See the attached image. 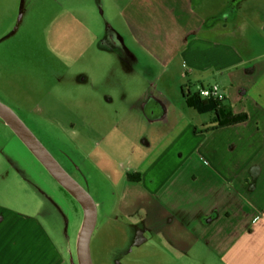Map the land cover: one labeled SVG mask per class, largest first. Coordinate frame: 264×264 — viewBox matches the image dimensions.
<instances>
[{
    "label": "crops",
    "instance_id": "crops-1",
    "mask_svg": "<svg viewBox=\"0 0 264 264\" xmlns=\"http://www.w3.org/2000/svg\"><path fill=\"white\" fill-rule=\"evenodd\" d=\"M120 17L125 29H112L108 49L132 64L105 62L125 107L109 132L125 121L134 135L124 161L95 160L115 197L103 220L122 218L129 240L159 244L175 260L264 264V0H125ZM213 84L222 110L247 113L245 122L210 129L214 114L186 104L183 86ZM107 138L95 147L108 150ZM12 194L14 205L0 201V264H66L67 234L63 250L41 201L22 205Z\"/></svg>",
    "mask_w": 264,
    "mask_h": 264
},
{
    "label": "rangeland",
    "instance_id": "rangeland-1",
    "mask_svg": "<svg viewBox=\"0 0 264 264\" xmlns=\"http://www.w3.org/2000/svg\"><path fill=\"white\" fill-rule=\"evenodd\" d=\"M124 3L0 0V100L21 117L93 199L102 202L100 220L90 240L93 264H217L193 254L175 260L159 244L145 246L129 240L122 218H102L104 206L109 208L115 197L109 194L111 180L102 175L95 160L124 161L132 144L130 133L134 135L126 129L125 121L123 130L109 132L122 119L125 107L117 102L119 90L105 79L113 68L105 62L118 61V66L121 61L131 62L122 49H108L112 29H125L120 17ZM134 69L141 71L137 66ZM169 70V75H175L178 66ZM84 120L92 131L83 128ZM85 133L89 134L88 154L77 148ZM105 133L111 143L108 150L102 145L95 147ZM18 140L0 118V201L14 205V190L22 194V205L31 199L32 205H37L39 199L63 250L66 243L62 236L66 233L70 240L66 264L77 263L82 209Z\"/></svg>",
    "mask_w": 264,
    "mask_h": 264
},
{
    "label": "water",
    "instance_id": "water-1",
    "mask_svg": "<svg viewBox=\"0 0 264 264\" xmlns=\"http://www.w3.org/2000/svg\"><path fill=\"white\" fill-rule=\"evenodd\" d=\"M0 118L12 129L31 154L46 169L50 176L80 205L82 224L77 236V264H93L90 240L96 226L97 206L87 190L59 163L42 141L27 126L21 117L0 101Z\"/></svg>",
    "mask_w": 264,
    "mask_h": 264
},
{
    "label": "trees",
    "instance_id": "trees-1",
    "mask_svg": "<svg viewBox=\"0 0 264 264\" xmlns=\"http://www.w3.org/2000/svg\"><path fill=\"white\" fill-rule=\"evenodd\" d=\"M182 93L189 107L196 109L199 113L212 112L214 114V119L211 122L212 127L210 129L242 123L248 119V115L245 112L233 114L222 110L223 100L213 97H203L199 90L191 91L187 86H183Z\"/></svg>",
    "mask_w": 264,
    "mask_h": 264
},
{
    "label": "built area",
    "instance_id": "built-area-1",
    "mask_svg": "<svg viewBox=\"0 0 264 264\" xmlns=\"http://www.w3.org/2000/svg\"><path fill=\"white\" fill-rule=\"evenodd\" d=\"M199 92L201 94V96L203 97H213L215 99H219V100H223L224 96L223 94L220 92V88L217 84H213L207 87L204 86H200L199 87Z\"/></svg>",
    "mask_w": 264,
    "mask_h": 264
}]
</instances>
